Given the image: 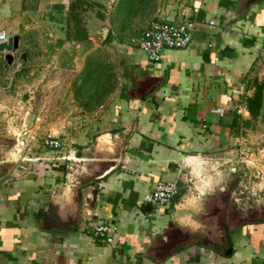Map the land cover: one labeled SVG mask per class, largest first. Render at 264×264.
I'll return each mask as SVG.
<instances>
[{
	"label": "crops",
	"instance_id": "0c3cea01",
	"mask_svg": "<svg viewBox=\"0 0 264 264\" xmlns=\"http://www.w3.org/2000/svg\"><path fill=\"white\" fill-rule=\"evenodd\" d=\"M75 1L0 0V26L19 36L11 63L0 53L1 89L17 62L24 88L43 87L49 73L53 91L47 114L25 107L42 99L18 101V130L33 121L40 137L43 120L65 129L49 134L60 149L31 135L12 147L13 171L0 166V264H260L264 0H79L92 5L76 9L84 25L91 12L110 22L97 47L66 31ZM151 20L194 22L191 44L165 48L159 61L136 53L132 40ZM89 57L102 63L101 78L81 90ZM104 81L108 93L90 98ZM257 84L260 107L251 109ZM64 163L82 172L64 174ZM168 180L178 193L146 211ZM99 224L115 228L112 242L95 234Z\"/></svg>",
	"mask_w": 264,
	"mask_h": 264
},
{
	"label": "rangeland",
	"instance_id": "374dc122",
	"mask_svg": "<svg viewBox=\"0 0 264 264\" xmlns=\"http://www.w3.org/2000/svg\"><path fill=\"white\" fill-rule=\"evenodd\" d=\"M93 11H95L93 9ZM90 12V11H89ZM95 14H93L92 12L90 14L88 13H84L82 15L83 19L86 20V24H88V18L89 17H95ZM110 24V22H108ZM66 31L70 32V33H74L72 24L70 29L66 28ZM88 42L92 47H97L99 45H97L96 42V38L94 36L95 31L94 29L92 30V28H89L88 30ZM138 48V47H136ZM109 50V49H108ZM138 50H141L140 48L135 50V52L137 53ZM165 48L162 51V54L164 53ZM143 52V51H142ZM1 53V52H0ZM112 53V52H110ZM17 54V52H15V55ZM143 54L145 55V53L143 52ZM142 54V55H143ZM138 57L140 56L139 54H136ZM146 56V55H145ZM6 64V61L3 59H0V82H1V68L2 65ZM11 71H10V84L9 86H7L4 89H1L0 86V104H1V109H0V166H1V170L4 171H13V169L15 168V162L14 159L12 158L15 154H12L13 150V146L17 144L18 140L21 142L23 140H27L31 137V135L33 136V140L34 142H39L40 141V145H42L43 140L49 136V134H57V130L61 127V124H63L64 122L61 121H56V120H43L41 122V126L39 127V135L40 137H37L35 134L36 129H34L33 124L35 122L33 121H29V126L27 127V125H21V128L18 130L19 124H20V118L17 117V114L20 110L21 105L18 104V101L23 98L24 96H27V98L29 96H34L36 99H38L40 101V99L43 100L42 104L39 105H27L25 107H28L30 110V113H32V111H35V109L39 110V112H43L45 114H47L50 109L52 108V105H50L47 101L44 102L45 98L50 97L51 93H53V91L50 88V85L48 83L50 78V74L49 73H45L43 75H40V78L42 81H40L38 84H42V82L44 83L43 87H39V88H35V86L31 85L29 89L24 88L23 83H25L26 78H24V73H21L18 71L17 73L13 72V68H15L18 64L16 63H12L11 64ZM22 65H20L19 68H21L22 70ZM39 76V75H38ZM28 82V80L26 81ZM34 97L30 98V100L34 99ZM34 99V100H36ZM36 100V101H38ZM3 105V106H2ZM62 110V113H64L66 111V106ZM55 108V107H54ZM62 108V106H61ZM263 123V122H262ZM70 126V125H69ZM65 127V126H64ZM43 128V129H42ZM66 128V127H65ZM42 129V130H41ZM64 129V128H63ZM18 130V131H17ZM65 130V129H64ZM63 130V131H64ZM61 134V133H60ZM60 136V135H58ZM28 137V138H26ZM64 137V136H61ZM2 148V149H1ZM17 148V147H16ZM17 153V152H16ZM18 155V154H17ZM21 156H23V153L21 154ZM70 165V164H69ZM71 166V165H70ZM64 174L65 173H71V175L74 174H79L81 171V168H79V170L77 168H74V170H71L66 167V163H64L62 165ZM20 169V168H18ZM222 203V201H221ZM222 210V206L219 207Z\"/></svg>",
	"mask_w": 264,
	"mask_h": 264
},
{
	"label": "built area",
	"instance_id": "2783aa9c",
	"mask_svg": "<svg viewBox=\"0 0 264 264\" xmlns=\"http://www.w3.org/2000/svg\"><path fill=\"white\" fill-rule=\"evenodd\" d=\"M209 23L214 24V21L210 20ZM193 25L194 22L186 20H151L138 38L132 42L138 45L149 60L159 61L164 48H186L191 44ZM9 36L8 30L0 26V43L6 42ZM263 61L264 52L257 60L256 74H260L258 69ZM43 145L49 149L57 150L62 147V142L58 137L47 136L43 140ZM257 177L264 179V171L258 172ZM188 181L191 182V177L188 178ZM178 191L179 186L176 181H159L151 194L146 197V201L150 199L153 205L168 203ZM114 230L115 228L108 224H99L94 228L95 234L107 242L113 241L112 233ZM260 264H264V260Z\"/></svg>",
	"mask_w": 264,
	"mask_h": 264
},
{
	"label": "trees",
	"instance_id": "16d2710c",
	"mask_svg": "<svg viewBox=\"0 0 264 264\" xmlns=\"http://www.w3.org/2000/svg\"><path fill=\"white\" fill-rule=\"evenodd\" d=\"M82 3L86 4V7H82ZM88 6H92L91 4H89V2H82V1H75L73 2L72 6H71V13H70V18L73 21V30L74 33L76 34V37L80 40L85 39L88 37V30L86 25L83 24L82 22V18H81V13L78 11L76 12V9L81 8L80 10L81 12L86 11V8ZM109 35V34H108ZM108 37V36H107ZM107 40V39H106ZM105 40V41H106ZM102 63L100 61H98V59L96 57H89L86 61V65H85V70H84V75L82 77V81L81 84L79 86V88L81 90H83L84 88L88 87L89 89L91 88V86L93 85H97L98 84V80H100L101 75L98 74V69L99 66L101 67ZM107 83L106 81L103 82V86L105 84V89L100 90V91H94V92H90L88 95L91 98H99L102 97L103 94L108 93L109 89H107ZM110 85V84H108ZM262 89H263V85L262 84H257L256 86V90L254 95L249 99V107L252 109L253 108H258L260 107L259 104L261 102V98H262ZM256 113L258 112L255 111Z\"/></svg>",
	"mask_w": 264,
	"mask_h": 264
},
{
	"label": "water",
	"instance_id": "95a60500",
	"mask_svg": "<svg viewBox=\"0 0 264 264\" xmlns=\"http://www.w3.org/2000/svg\"><path fill=\"white\" fill-rule=\"evenodd\" d=\"M95 16V15H94ZM89 22L86 25L87 30H89V28H92V30L94 29L95 31V38H96V42L97 45H101L105 42V40L107 39V36L109 34V30H110V25L108 23V21L99 18L98 16L95 17H89L87 19ZM89 32V31H88ZM19 49V36L17 34H12L9 36L8 40L6 42H2L0 43V52L4 53V58L7 60V62L11 63L14 59V54L15 52H17ZM21 58H25V53H21L20 54ZM18 157V155L16 156ZM18 160V158H17ZM115 165H111L106 171H110L113 168H115ZM144 209L146 211H150L151 209V200L148 199L145 202L144 205ZM224 210V208H223ZM227 235V233H226ZM228 235L226 236V239H228ZM225 254H229V252H226Z\"/></svg>",
	"mask_w": 264,
	"mask_h": 264
}]
</instances>
